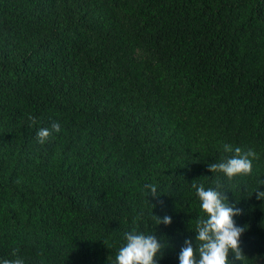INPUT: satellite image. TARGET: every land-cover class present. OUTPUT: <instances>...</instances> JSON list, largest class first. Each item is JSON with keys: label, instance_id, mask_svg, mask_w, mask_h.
Listing matches in <instances>:
<instances>
[{"label": "trees", "instance_id": "obj_1", "mask_svg": "<svg viewBox=\"0 0 264 264\" xmlns=\"http://www.w3.org/2000/svg\"><path fill=\"white\" fill-rule=\"evenodd\" d=\"M235 147L249 175L208 171ZM217 182L228 264H264V0H0V261L115 264L135 230L179 264Z\"/></svg>", "mask_w": 264, "mask_h": 264}, {"label": "clouds", "instance_id": "obj_2", "mask_svg": "<svg viewBox=\"0 0 264 264\" xmlns=\"http://www.w3.org/2000/svg\"><path fill=\"white\" fill-rule=\"evenodd\" d=\"M29 119H33L29 117ZM62 131L59 122H52L50 127L40 128L36 133L37 142L45 144L55 134ZM226 152H232L233 146L224 145ZM235 155L223 162L213 163L208 166L211 173H222L231 180L236 176H246L252 171V160L257 158L254 150L242 151L240 147L234 148ZM196 195L201 202V211L205 218L196 223V241L198 247L193 249L190 241H185L184 247L179 254V264H228V255L231 252L236 260L243 261L245 256L240 248V237L246 230L237 227L233 220L234 216L241 214L240 209L230 207L226 202L224 192H221V184L217 182L216 189L205 190L204 186L192 183ZM150 189V195L156 197L157 186L146 185ZM264 198V192L257 193V199ZM157 225H170L171 217L163 218L153 216ZM126 244L120 248L115 259V264H156L155 257L162 252L164 245L155 235H144L135 230L126 232L124 236ZM19 249L12 251L13 259H3L0 264H25L23 257L18 255Z\"/></svg>", "mask_w": 264, "mask_h": 264}]
</instances>
